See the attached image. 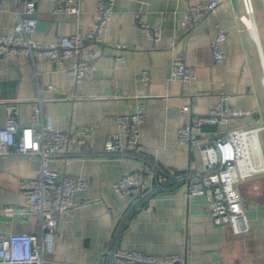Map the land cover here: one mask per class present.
<instances>
[{"label": "crops", "instance_id": "1", "mask_svg": "<svg viewBox=\"0 0 264 264\" xmlns=\"http://www.w3.org/2000/svg\"><path fill=\"white\" fill-rule=\"evenodd\" d=\"M24 1L20 0L19 8ZM36 1V40L54 42L62 36L78 35L84 47L89 44L85 36L97 18L98 0H80L78 17L54 15V1ZM209 1L116 0L103 38L128 47L103 46L96 71L81 83H75L68 72L72 59L36 57L33 61L0 54V129L5 125V101L18 103V123L26 127L32 105L41 98L46 123L64 130H92L87 144L73 146L70 163L62 158L50 162L59 172L89 179L87 188L74 194L78 206L58 217L53 241L44 245L45 257L54 264H108L104 251L115 243L118 224L140 196L121 195L113 183L135 170L146 171L144 191L151 193L119 236L120 247L148 255L185 254L187 264H264V171L239 184L249 223V230L242 234H234L227 225H214L205 197L186 196L187 181L174 176L196 159L179 144L178 129L189 123L191 115L206 114L223 95L230 96L232 107L249 113L221 126L203 125L210 136L264 124V0H251L255 34L239 20L245 13L243 0H216L219 7L215 12L189 29L184 27L185 10ZM138 12L145 14L148 23L162 25L160 41H153L140 26ZM13 22L10 3L0 12V33L7 32ZM220 28L228 37L223 43L224 58L216 62L211 41ZM179 52L188 65L196 67V80L171 78V60ZM143 70L150 74L147 84L140 79ZM48 85L53 90H47ZM141 101L146 103L147 113L140 141L146 156L162 169L156 178L143 158L105 151L113 135L126 142L117 117L132 113ZM186 105L188 111L183 109ZM258 137L264 159V130ZM197 160L200 163L199 156ZM37 166L34 155L0 157V209L17 210L12 216L0 214V235L40 232L41 217L28 210L20 187L21 181L35 177Z\"/></svg>", "mask_w": 264, "mask_h": 264}, {"label": "built area", "instance_id": "2", "mask_svg": "<svg viewBox=\"0 0 264 264\" xmlns=\"http://www.w3.org/2000/svg\"><path fill=\"white\" fill-rule=\"evenodd\" d=\"M54 15L69 13L78 17L81 13L80 0H52ZM13 4L14 22L7 32L0 33V54L11 57L25 56L31 60L41 57L49 60L64 61L72 59L68 72L75 83H81L97 69V62L103 54V46L126 48L122 43L106 42L103 38L106 26L114 13L116 0H98L97 18L86 33L87 46H83L78 35L62 36L54 42L36 40L37 1L26 0L19 8L20 0H0V12ZM245 13L239 20L249 31L255 29L254 7L251 0H243ZM219 7L216 0L201 2L188 7L184 12L183 25L187 29L196 25L209 13ZM142 28L149 37L158 42L162 38L161 24H150L142 12L136 13ZM228 33L219 29L211 41L213 59L220 62L224 58L223 43ZM85 49V50H84ZM171 78L182 82L197 79V69L188 65L183 53L173 55L170 67ZM35 77L37 73L34 72ZM140 79L150 82L147 70L141 71ZM52 85L47 90H53ZM43 88L39 89L42 92ZM6 119L0 129V157L11 153L34 155L38 159L36 175L21 181L20 187L28 203V210L41 217L40 232H16L0 235V264H54L44 254V245H50L58 230V217L70 212L78 204L74 194L89 185L86 175L71 176L53 169L50 162L62 158L66 164L71 162L73 146L88 143L92 130L82 127L76 130H64L45 122L43 99L32 105L30 125L20 127L18 123L19 106L16 101L4 102ZM185 111L189 106H184ZM147 105L138 103L135 111L118 115L119 127L126 134V142L119 135H113L107 142L106 152L114 156L132 154L143 158L153 177L162 171L159 163L146 156L140 141V129L145 121ZM248 111L236 109L230 104V96L223 95L221 100L204 115H191L188 124L178 129V142L195 155V161L185 171L174 174L177 180L187 181L186 196L203 195L206 199L210 219L214 225H227L234 234L249 230L246 207L239 184L247 177L264 171L260 169L263 154L260 149L259 132L264 124L251 127H239L224 134L210 136L203 125L221 126L229 119L248 114ZM256 131V137L252 135ZM129 147V149L127 148ZM199 156L200 163L197 160ZM146 171L135 170L125 174L113 183L114 190L121 194L139 193V200L133 204L118 224L115 243L104 251L108 264H187L185 254H144L128 251L120 247L119 236L126 227L132 214L141 207L150 195L144 191ZM17 210L13 207L0 209V214L12 216Z\"/></svg>", "mask_w": 264, "mask_h": 264}, {"label": "bare ground", "instance_id": "3", "mask_svg": "<svg viewBox=\"0 0 264 264\" xmlns=\"http://www.w3.org/2000/svg\"><path fill=\"white\" fill-rule=\"evenodd\" d=\"M253 33H254V34L256 33L254 27H253ZM256 134H257V132H256V131H253L252 135H253L254 137H256ZM263 167H264V164H261V168H263Z\"/></svg>", "mask_w": 264, "mask_h": 264}]
</instances>
